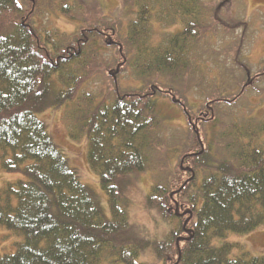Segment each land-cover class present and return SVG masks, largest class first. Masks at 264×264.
<instances>
[{
  "label": "trees",
  "instance_id": "16d2710c",
  "mask_svg": "<svg viewBox=\"0 0 264 264\" xmlns=\"http://www.w3.org/2000/svg\"><path fill=\"white\" fill-rule=\"evenodd\" d=\"M76 1L60 3V13L76 26L65 32L39 23L44 0H0V161L6 172L25 177L0 191V225L23 237L13 254L0 255V264H140V251L151 245L163 264H264V255L248 252L230 258L237 245H212L230 232L249 234L264 226V148L234 136L221 149L213 132L218 108L236 105L264 70L235 95H222L218 84L207 95L203 75L188 82L195 75L189 55L206 31H216L222 6L207 23L201 0H124L136 17L122 25L84 0L78 17L71 9ZM158 11L169 26L185 16V28L164 44L150 38ZM228 23L227 31L239 25ZM129 68L136 86L123 88ZM99 74L107 81L92 93L88 86ZM192 85L205 88L207 96L196 112L184 97ZM162 98L183 110L182 145L168 147L159 137L165 126L157 109ZM63 107L70 137L88 140V161L107 195L109 214L38 117ZM167 149L176 150L175 162L168 156L167 166H153L152 155L162 151L166 161ZM160 169L164 181L152 184L146 207L174 227L152 244L138 240L131 225L129 186Z\"/></svg>",
  "mask_w": 264,
  "mask_h": 264
},
{
  "label": "rangeland",
  "instance_id": "374dc122",
  "mask_svg": "<svg viewBox=\"0 0 264 264\" xmlns=\"http://www.w3.org/2000/svg\"><path fill=\"white\" fill-rule=\"evenodd\" d=\"M61 1L55 0L52 7H49V0H44L43 14L38 18V21L43 23L45 27H55L65 32L75 31L76 26L67 21L59 11ZM77 1L79 4L74 2L71 9L81 18L84 12L81 7L84 3L81 2L82 4H80V1ZM201 1L205 4L206 22L210 23L212 21L210 19L212 10H219L221 6L219 15L222 22L216 25L214 33H206L208 32L206 31L203 39L190 53L189 58L194 66L195 75L190 76L188 82L194 80V84L203 75L206 83L204 87L208 90L207 95L214 91L217 84L220 93H223L222 95H235L240 90H244L243 86L251 76L264 70V0ZM84 2L88 5L98 6L103 18L110 21H119L122 25L128 24L136 17V14L129 13L130 6L125 4L124 0H84ZM131 9H134L133 6ZM160 13L158 11L151 19L152 32H150V38L155 44H164L170 34L183 30L186 23L184 21L185 16L181 13L182 16L181 14L177 16L176 22L169 26L167 17L160 16ZM195 14L196 11L193 9V16ZM228 22L232 25H239L236 26L235 31H227ZM79 24L82 25V23ZM122 27L124 31L126 28ZM125 32L126 30L122 34ZM189 72H191L190 69ZM134 79L132 69L129 68L128 72L121 78L123 88L136 86ZM93 80L88 86L90 92L97 93L99 89H104V81H107L104 74L97 75ZM162 82L170 86L165 80H162ZM192 86L193 88L184 97L187 98L188 105L196 112L205 102L207 96L204 92L206 91L205 88ZM200 88H203V92ZM185 91L181 93L184 94ZM177 93L175 92V95L180 97L179 100L183 101V104L184 101L186 103L185 98ZM157 109L159 114L163 116L162 123L165 125L159 133L163 144H166V146L168 144V147L173 144H181L182 139L186 136L187 129L183 110L166 98L158 100ZM218 110L220 118H217L213 132L216 138L221 140L219 144L221 149L227 148L229 144L232 145L235 139L234 136L239 138V142L254 143L264 148V77L250 83L236 105H221ZM64 112L63 107L59 110H48L38 114V117L48 124L55 143L69 159L71 166L78 170L81 181L96 193L107 214H109L107 195L100 186L98 174L88 161V140L86 137L79 141L70 137V127L64 119ZM210 128L209 126L205 127L206 132H208V140L212 137ZM251 132H257V134L254 136L251 135ZM208 143L211 144L212 141ZM215 145L211 144L213 148H215ZM180 147L182 148V146ZM177 149L178 151L181 150ZM174 153H176V150L170 152L167 149L166 161L165 153H162V151L156 154L155 157L152 155V165L155 167L158 164L159 166H167L168 156H171L170 163H174L175 160H172V154ZM164 178L165 175L161 174V169L155 172L148 171L134 179V183L129 186L130 206L128 214L138 240L145 239L152 244L163 241L174 227V225L160 220L154 212L149 211L146 207V199L152 184L164 181ZM19 180H25L24 175L6 172L0 161V191L8 183H15ZM22 241L23 237L0 225V255L13 254L16 251L17 244ZM225 244L237 245L229 255L232 259L240 257L243 252H248L251 256H262L264 255V226L249 234L230 232L225 238H214L212 240L214 247H221ZM138 262L140 264H163L157 259L153 245L140 251ZM102 264L109 263L105 261Z\"/></svg>",
  "mask_w": 264,
  "mask_h": 264
}]
</instances>
